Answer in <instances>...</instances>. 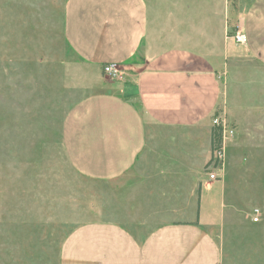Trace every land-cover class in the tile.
Segmentation results:
<instances>
[{
  "label": "rangeland",
  "instance_id": "rangeland-1",
  "mask_svg": "<svg viewBox=\"0 0 264 264\" xmlns=\"http://www.w3.org/2000/svg\"><path fill=\"white\" fill-rule=\"evenodd\" d=\"M258 1L209 0L208 34L196 29L179 38L210 59L221 85L216 115L224 111L234 129L205 223L221 264H264V60L236 38ZM66 2L0 0V264H59L63 240L81 224L112 221L143 234L177 213L156 202L169 181L152 179L144 158L112 180L72 166L63 143L66 116L111 80L66 43Z\"/></svg>",
  "mask_w": 264,
  "mask_h": 264
},
{
  "label": "crops",
  "instance_id": "crops-1",
  "mask_svg": "<svg viewBox=\"0 0 264 264\" xmlns=\"http://www.w3.org/2000/svg\"><path fill=\"white\" fill-rule=\"evenodd\" d=\"M209 6V0H67L63 36L76 56L101 71L117 62L137 72L109 81L69 111L63 143L72 166L85 177L112 180L144 158L152 179L169 181L156 202L177 215L143 234L112 221L81 224L63 240L59 264H221L220 246L205 228L220 182L201 171L212 154L221 85L205 54L179 44L196 29L208 34ZM241 23L246 46L264 60V0Z\"/></svg>",
  "mask_w": 264,
  "mask_h": 264
},
{
  "label": "built area",
  "instance_id": "built-area-1",
  "mask_svg": "<svg viewBox=\"0 0 264 264\" xmlns=\"http://www.w3.org/2000/svg\"><path fill=\"white\" fill-rule=\"evenodd\" d=\"M236 38L241 44H246L244 34L238 33ZM128 71V67L117 62H108L102 66V72L111 81L122 80L124 76L128 74ZM212 125L215 127L219 135V142L216 144V146H214L212 156L208 161L210 165L207 167L205 175L209 180L216 181L223 178L226 144L234 137V129L230 127L224 111L212 118ZM259 215V209H254L251 213L252 219L254 221L258 220Z\"/></svg>",
  "mask_w": 264,
  "mask_h": 264
},
{
  "label": "trees",
  "instance_id": "trees-1",
  "mask_svg": "<svg viewBox=\"0 0 264 264\" xmlns=\"http://www.w3.org/2000/svg\"><path fill=\"white\" fill-rule=\"evenodd\" d=\"M219 142V135L215 129V127L212 126V132H211V150L213 152L214 146Z\"/></svg>",
  "mask_w": 264,
  "mask_h": 264
}]
</instances>
